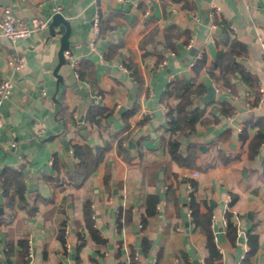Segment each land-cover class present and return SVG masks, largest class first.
Instances as JSON below:
<instances>
[{"label": "crops", "instance_id": "1", "mask_svg": "<svg viewBox=\"0 0 264 264\" xmlns=\"http://www.w3.org/2000/svg\"><path fill=\"white\" fill-rule=\"evenodd\" d=\"M58 3L72 27L61 83L54 74L61 28L56 36L48 29L16 40L0 28V77L15 84L0 110V264H19L22 238L29 239L30 264H131L135 254L136 264H206L207 238L192 219L193 196L200 214L212 215L219 264H243L251 233L259 247L250 264H264V144L250 156L252 140L264 133V104L250 107L258 100L250 85L214 67L236 40L247 49L237 62L255 77L258 90L264 88V0ZM213 4L220 7L215 22ZM5 8L27 26L36 17L51 23L56 14L52 0H0V18ZM98 15L110 27L91 47ZM12 53L25 58L18 73L7 64ZM199 55L207 61L197 77ZM184 81L207 87L191 107L205 113L193 130L172 135L165 108L177 106L172 89ZM210 86L217 90L216 101L201 104ZM247 92L253 98L247 99ZM226 102L235 109L231 116L220 114ZM92 106L105 108L99 124L87 120ZM171 138L179 141L185 164L169 153ZM76 146L89 152L76 156ZM15 169L24 178V199L11 189L10 205L1 177ZM149 196L159 198L157 213L140 228ZM88 201L104 244L90 238L84 220Z\"/></svg>", "mask_w": 264, "mask_h": 264}, {"label": "trees", "instance_id": "2", "mask_svg": "<svg viewBox=\"0 0 264 264\" xmlns=\"http://www.w3.org/2000/svg\"><path fill=\"white\" fill-rule=\"evenodd\" d=\"M100 36L104 35L106 30L110 27L108 25V22L100 16ZM113 48H111V51ZM247 53V49L245 46H243L240 42L233 40L231 41V46H229V50L226 52V54L223 56V58L220 59L219 63H215L214 67L220 69L222 71V74L227 73H234L240 75L249 85L250 87L255 91L256 93V100L259 99V90L257 86V80L255 77L247 72L245 68L237 62V59L243 57ZM206 56H202L201 59L198 60L194 67V73L198 77L201 75L202 69L206 65ZM82 65L80 66V69H78L79 77L83 76V70ZM213 68V66H212ZM215 69V68H214ZM213 69H207L208 75L210 77H216V74L213 73ZM219 79V76H218ZM226 85H229L228 80H226ZM174 93L176 96L180 99L179 103L176 107L170 108L168 112V130L172 135L176 133H182L187 131L188 129L193 130L196 125L199 122H202L203 116L205 113V110L194 107L191 109V107L194 105L195 100L197 98L202 97L206 91L207 87L203 84H195L194 81H184L181 84H179L177 87L173 88ZM170 91V92H172ZM169 92V91H168ZM220 114L223 116H231L234 114L235 109L230 103H224L222 104L220 108ZM105 108L101 106H92L91 109L88 112L87 120L91 122L92 124H99L100 120L104 113ZM214 120H219V117H214ZM242 139H246V132L243 131L241 135ZM264 144V133L259 131L254 139L252 140L250 144V156L253 157L256 154H258L260 148ZM121 147V146H120ZM87 147L82 146H76L75 147V153L76 156H81V150L85 151V154L89 152V150H86ZM169 153L171 156L180 164H185L187 159H183V157L180 154V143L177 139L171 138L169 142ZM24 178L22 175V172L20 170H5L4 174L1 177L2 187L4 188V195L8 199V204L13 205L14 204V197H10L9 191L11 189L15 190L16 195H19V201H22L24 199ZM194 184V183H193ZM235 201V200H234ZM234 201H232L231 204H234ZM159 202V198L157 196H149L147 201V215L143 219V227L147 224V217H152L157 213V204ZM190 208H191V215L192 219L195 222L196 226L200 227L201 230L204 232L207 238V248L209 250V256L206 260V264H219V261L221 260V253L218 249V246L216 244L214 233L212 230V215H201L199 211V205L194 200V196L192 197L190 201ZM121 217L122 212L119 216V224L121 226ZM227 223H228V234L229 236L234 239L236 234V226L232 222V215L231 213L227 214ZM84 220L86 223V227L88 229V232L90 234V238L96 243V244H104L105 240L100 234V231L95 226L94 221V214H93V208L92 203L90 201L86 202L84 205ZM64 236V231L61 232V238L62 240ZM83 240V238H81ZM84 242V240H83ZM18 245L20 247L19 251V264H30L29 258H30V243L29 239L22 238L18 241ZM83 245V244H82ZM248 245L250 247L249 251L246 254L245 259L243 260V264H250L251 263V257L255 255V253L258 250L259 242H258V236L256 234H249L248 238ZM147 246V245H146ZM12 248L9 249V254L11 253ZM131 264H136V262L133 260V255L131 256ZM120 264H123L122 262Z\"/></svg>", "mask_w": 264, "mask_h": 264}, {"label": "built area", "instance_id": "3", "mask_svg": "<svg viewBox=\"0 0 264 264\" xmlns=\"http://www.w3.org/2000/svg\"><path fill=\"white\" fill-rule=\"evenodd\" d=\"M56 3V13H60L61 6L58 2L60 0H52ZM220 12V7L218 4H213L210 12V18L213 22L216 20L217 14ZM100 16L98 15L94 21V37L90 41L91 47H94L98 37L100 36ZM50 20H45L42 18H33L31 20V25L27 26L24 22L19 21L13 12L9 8L2 9L1 18H0V28L2 29V34L12 40H16L22 37H25L33 32L37 31H46L49 29ZM262 47L264 49V42H262ZM70 53L69 51L65 52V57L69 58ZM202 55H199V59H201ZM7 64L11 68V70L15 73H18L23 70L25 66V58L17 53H12L9 55L7 59ZM72 66L77 69L79 67L78 62H72ZM79 77V74L76 73ZM80 78V77H79ZM14 80L11 77L1 76L0 77V110L3 103L8 100L11 95L13 94L14 90ZM46 94L45 91H43ZM253 93L247 92L246 98L251 99L253 98ZM255 98V97H254ZM264 104V88H259V99L255 103H251L250 107H261ZM166 113L169 112V108H165ZM169 120V118H168ZM167 120V124H168ZM3 119L0 114V128L3 127ZM240 132L242 129L240 128ZM12 146H16V144H12ZM198 174L194 173L193 176L196 177ZM190 191L193 190V185L190 183L188 185ZM140 228H143V224L140 225ZM139 255L135 254L133 260L138 263Z\"/></svg>", "mask_w": 264, "mask_h": 264}, {"label": "water", "instance_id": "4", "mask_svg": "<svg viewBox=\"0 0 264 264\" xmlns=\"http://www.w3.org/2000/svg\"><path fill=\"white\" fill-rule=\"evenodd\" d=\"M57 28H61L63 32L60 38L61 48L59 52V64L54 74L56 78L59 80V83H61L63 81V78L58 73L62 66L68 64V60L65 57V52L69 51L71 48L70 37L72 34L71 22L62 13H56L49 25V33L51 34V36H56ZM216 97H217L216 88L214 86H210L208 87L207 95L201 99V104H208L215 102ZM155 116H157L160 119L162 117V111L155 112ZM130 145H133V143L131 142ZM202 149L204 150V147ZM29 261H31V259H29Z\"/></svg>", "mask_w": 264, "mask_h": 264}]
</instances>
